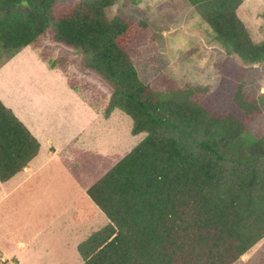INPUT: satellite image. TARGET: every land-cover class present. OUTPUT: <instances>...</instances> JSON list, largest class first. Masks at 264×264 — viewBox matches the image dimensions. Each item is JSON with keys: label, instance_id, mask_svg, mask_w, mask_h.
<instances>
[{"label": "trees", "instance_id": "trees-1", "mask_svg": "<svg viewBox=\"0 0 264 264\" xmlns=\"http://www.w3.org/2000/svg\"><path fill=\"white\" fill-rule=\"evenodd\" d=\"M187 1L226 52L214 90L168 79L162 91L144 80L134 56L152 34L144 21L108 14L117 0H0L9 59L48 33L110 87L105 115L118 108L132 134L146 133L87 189L108 221L78 244L83 264H233L264 238V142L235 151L260 112L239 81L241 65L264 63V40L240 17L244 0ZM40 148L0 98V181Z\"/></svg>", "mask_w": 264, "mask_h": 264}, {"label": "rangeland", "instance_id": "rangeland-1", "mask_svg": "<svg viewBox=\"0 0 264 264\" xmlns=\"http://www.w3.org/2000/svg\"><path fill=\"white\" fill-rule=\"evenodd\" d=\"M127 6L136 7L137 14L128 12ZM107 11L144 21L152 34L149 44L135 53L134 62L154 88L166 90L168 79L178 87L214 90L219 85L226 52L187 0H117ZM238 12L253 39L263 41L264 0H244ZM22 52L23 56L16 57L20 51L9 59V52L0 46V69L16 57L1 74L0 86L41 124V134L56 138L59 152L51 157L43 150L32 173H19L0 188V198L7 196L0 203V224L11 225L13 241L26 244L18 253L20 264H83L78 244L107 223L87 188L146 133L132 134V118L118 108L105 115L110 87L81 70L82 57L54 43L48 33ZM36 58H41L40 65ZM241 68L239 81L246 94L257 98L260 112L249 122L237 153L257 140L264 142V63ZM233 264H264V238Z\"/></svg>", "mask_w": 264, "mask_h": 264}, {"label": "crops", "instance_id": "crops-1", "mask_svg": "<svg viewBox=\"0 0 264 264\" xmlns=\"http://www.w3.org/2000/svg\"><path fill=\"white\" fill-rule=\"evenodd\" d=\"M30 46V45H29ZM28 47V46H27ZM33 57H39L36 52H30ZM23 52L21 50V53H19L16 57L23 56ZM15 58L11 59L9 62H6L3 64V66L0 69V75L6 70V68L11 67L10 65L13 61H15ZM39 63H42L41 58H36ZM43 60V59H42ZM13 64V63H12ZM40 65V64H39ZM49 72V71H48ZM3 75L0 77L2 78ZM0 98L1 100L10 108L13 109V111L17 114V116L27 125V127L32 131V133L38 138V140L41 143V148L38 153V155L43 151V150H48V155L53 157L56 156V154L59 152V146L55 142V137L53 136H47L44 134L40 133V126L41 124H38L35 119H33V116L29 115L25 111L21 110L20 107H18V104L16 103L15 100H12L8 94L3 90V88L0 86ZM29 116V117H28ZM31 116V117H30ZM37 155V156H38ZM37 156L31 160L28 164L27 167H25L22 171L19 173H26L30 174L32 173L33 167L32 164L34 160H36ZM19 173L14 175L11 179L7 181H0V188L5 186L6 183H9L15 176H17ZM30 176V175H28ZM27 178V177H26ZM26 179L21 182V184L17 185L14 190H9V194L14 193L16 190L20 188V186L26 183ZM93 184V183H92ZM91 185V184H90ZM90 186H88L89 188ZM87 188V189H88ZM89 196V195H88ZM7 196H3L0 198V203L3 202ZM100 209V208H99ZM105 215V214H104ZM108 221V219H107ZM2 220H0V223ZM11 225L7 224H0V264H20L21 259L20 256L18 257V253L21 249H24L26 247V244L19 240V241H13V239L10 237L11 235Z\"/></svg>", "mask_w": 264, "mask_h": 264}]
</instances>
